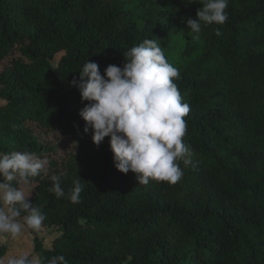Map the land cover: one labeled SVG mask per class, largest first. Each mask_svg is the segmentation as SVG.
<instances>
[{
	"label": "trees",
	"instance_id": "trees-1",
	"mask_svg": "<svg viewBox=\"0 0 264 264\" xmlns=\"http://www.w3.org/2000/svg\"><path fill=\"white\" fill-rule=\"evenodd\" d=\"M202 0H0V153L47 158L22 185L60 234L42 264H264V0H228V20L187 19ZM219 29L220 35L215 34ZM156 39L180 72L190 107L183 142L191 163L175 184L116 170L109 137L84 133L82 101L70 86L84 63L123 66L124 53ZM61 176L65 196L49 189ZM81 179L80 202L68 193ZM9 246L0 238V261ZM31 257V256H30Z\"/></svg>",
	"mask_w": 264,
	"mask_h": 264
},
{
	"label": "clouds",
	"instance_id": "clouds-1",
	"mask_svg": "<svg viewBox=\"0 0 264 264\" xmlns=\"http://www.w3.org/2000/svg\"><path fill=\"white\" fill-rule=\"evenodd\" d=\"M228 0H202L196 19H187L192 39L199 40L201 23L222 25L228 20ZM215 34L220 35L219 29ZM121 67L108 65L103 75L95 62H85L76 87L82 101L90 102L78 113L85 122L84 133L91 129V141L99 146L109 137L116 170L136 174L137 184L149 180L177 183L184 166L191 163L190 150L183 142L187 131L185 117L190 111L174 83L179 70L165 57L156 39H145L124 54ZM48 164L47 158L30 151L0 153V238H15L22 232L39 231L45 220L41 208L29 203L31 192L22 185L37 177ZM49 189L57 198L65 196L61 176L51 177ZM68 193L72 203L80 202L81 179L73 181ZM3 264V261H0ZM6 264H42L35 256H11ZM47 264H68L64 255L48 259Z\"/></svg>",
	"mask_w": 264,
	"mask_h": 264
},
{
	"label": "rangeland",
	"instance_id": "rangeland-1",
	"mask_svg": "<svg viewBox=\"0 0 264 264\" xmlns=\"http://www.w3.org/2000/svg\"><path fill=\"white\" fill-rule=\"evenodd\" d=\"M36 232L45 247H49L51 242L60 234L56 228L46 230L41 227ZM1 241L7 243L9 246L8 254L5 256L3 264H6L7 259L11 256H18L23 253H28L30 256H33V235L29 233V230L22 232L21 235L15 238H1Z\"/></svg>",
	"mask_w": 264,
	"mask_h": 264
}]
</instances>
